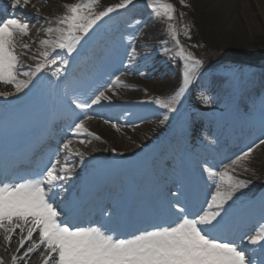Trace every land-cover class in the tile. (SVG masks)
<instances>
[{
    "label": "bare ground",
    "instance_id": "obj_1",
    "mask_svg": "<svg viewBox=\"0 0 264 264\" xmlns=\"http://www.w3.org/2000/svg\"><path fill=\"white\" fill-rule=\"evenodd\" d=\"M12 1L0 0V6L10 5ZM163 1H166L165 4H171L175 10L171 21L164 15L156 16L152 8L148 6V3H143V0H133V3L127 5V7L110 13L108 15L111 16L109 20H105L106 16L97 20L94 26L97 25L98 28L93 32L91 31L84 39H81L80 44L76 46V51L72 54L67 53L73 60L79 57L83 59L79 64L75 62L72 69L66 72L68 77L65 78L62 86L73 82V80H82L85 83L81 91L74 93L77 90L76 88L71 92L73 94L67 96L68 99H65V101L72 103L68 107L72 108L74 106V100L87 101L99 91H103L108 99L96 104L92 111L82 110V112H78V110L72 108V111H74L73 116L61 123L63 125V134L68 135L70 130L75 127V124L82 120L84 128L92 135L85 136L86 141L83 140L84 143H81V141H78L80 139L78 136L81 133H75L73 140L76 144L79 145L81 143L85 152L90 157L96 158L100 163L125 162L123 166L124 174L116 179L114 175L110 182L111 188H118L125 182H133L126 172V167L136 165L133 159L141 153L142 148L152 147L154 143L163 138V129L171 125L174 117L179 120L178 126L165 136L159 147L153 152L150 159L154 162H157V160L160 162L174 161L175 156L167 149L168 146L179 145L184 140L192 139L194 136H202L203 131L198 127L204 123L202 114L210 113V107L213 104L220 105L223 109L222 113H227L236 118L233 126L237 130L244 131V129L248 128L253 130L248 137H239L231 143L228 135H225L221 130L222 122L215 123L212 126L211 135L207 139L216 148L207 152L202 161H200L199 167L202 169L208 163L212 165L210 160H215L217 164L221 165L222 168L214 167V169L217 168L218 172L211 181L214 187L222 185L221 190L227 186V178L223 182L221 181V174L225 172L236 181L246 182V187L239 188L234 193V203L229 201V204L242 203L249 198L251 199L253 195L258 194L260 186H257V184L264 185V144L261 143V140H264V128H255L264 122L258 120L255 123L247 118L237 121L238 118H244L245 116V114L240 113L242 110L252 108L251 99L241 97L234 99L232 102H226L220 99L219 96L207 99L203 95L199 112L196 114L195 110L190 109V113L194 112L195 115L189 118L182 113L183 96H181L179 103L176 105L177 110L171 112V116L168 115L169 112L166 109L160 108L155 101L158 98L166 100L175 95L180 88L179 79L183 77L184 72L185 61L179 54L180 47L172 39L169 25L172 26V29H175L174 24H176L183 31L187 37L186 39L201 47L205 52L208 51V53L226 50L237 54L248 50L251 53L264 54V28L262 27L264 26L262 25L264 15L260 13V8L264 9V0ZM88 2L89 0H28L25 5L23 0H21V4L17 5L15 9L0 10V21L14 18L21 22H27L29 28L33 24L35 27L46 26L49 29H53L50 34L49 31L44 33L43 30L37 32L44 33L49 40H52L53 37L59 35L54 30L59 27H66V25L43 19L32 12L61 18L70 15L69 6L87 4ZM121 3H123V0H95L91 11L93 15H99V13L106 11L108 7L115 8ZM257 5L262 6L258 8ZM138 16L146 18L151 34L143 33L135 38L131 45L129 43H121V47L112 46L111 51H108L104 47L108 43V38H110L104 31L107 23L113 20H130ZM253 23L261 26L260 29L257 26L259 31H253L251 27L249 30V26ZM35 29L28 31V35L25 38L35 46L33 52H37V50L44 51L45 46L39 40H36ZM146 38L155 40L157 44L147 45ZM15 45L16 49L31 51V48L27 47L26 49L20 40L15 39ZM155 52L159 53V56H154L153 53ZM207 59H210V57H196L200 64L204 60L207 61ZM33 61L35 60H30L29 63L34 64ZM247 62L250 63V61ZM208 70L206 69L203 74L208 73ZM23 72L27 71L17 70L16 77L25 76L22 74ZM117 75L119 76V81L112 84V78ZM223 82L226 83L225 80ZM14 87H16L14 84L0 82V91ZM205 87H216L220 95H224L228 90L226 84H223L219 78L210 77L199 79L194 86L193 93L198 94L199 90ZM241 87L248 89L252 87L254 94L256 91L264 89V71L246 75V78H243L241 82ZM91 95L93 96L90 97ZM23 98H25V95L12 97L8 101L3 100H5V103H12ZM205 99H207V103L204 102ZM165 115L168 116L167 120L164 119ZM185 119L190 120V128L181 125V120ZM190 131L192 134H188ZM63 139L64 136H61L59 142H62ZM74 141L69 143L70 149H73ZM90 144L95 146V148H91ZM249 149H251V154L245 156L244 154ZM38 154L41 155V159L44 160L45 164H51L52 156L60 153L57 151L48 153V150L44 152L40 150ZM62 159L70 163H75L76 161L73 162L71 158L68 159L64 155H62ZM180 171L181 169L179 168L176 173L164 172L163 177L167 176L175 183L180 182ZM210 173L211 171L208 173L205 170L204 174L199 176V184H205ZM145 174H147V171ZM85 182L77 183L84 184ZM161 184L163 191L167 193L166 189L168 186H165L164 182H161ZM70 186L73 187V185ZM211 195L213 193L210 194L208 189L202 198L196 202L194 212H199L202 207H205L206 201H210ZM261 198L264 201V193ZM108 203L110 202L104 203V208H106ZM92 207L93 203L91 202L79 214L75 221L77 222L80 217L82 220L78 225L89 215ZM225 207L227 208L228 205H225ZM59 209L66 210L64 208ZM253 210L257 211L254 212ZM259 210L260 208L255 205L252 207L248 216L249 226L245 228H239V224L237 228H232V222L227 221L224 227L229 225V228L225 234L238 233L239 235L240 233H245L246 242L247 235L256 234L264 226L261 224L264 212H258ZM252 225H258V229L251 233L249 231ZM36 233H39L38 229L33 233V237ZM20 234V229H17L15 238L7 242L4 239L5 233L1 229L0 249L3 247L9 252H13L15 246H19L16 244L21 238ZM23 235H27V231ZM33 242L38 243L39 241H34V238H32L31 241H26L25 245L28 243L29 246L27 245V247H30ZM41 248L43 249L42 245L39 249ZM39 249L30 253L27 257L18 255L20 258L22 257L20 264H45L44 256L47 255L45 252L40 257H35L32 260L28 259ZM255 250L261 253L259 247H255ZM257 256L258 254L253 257ZM49 264H52V262L50 261Z\"/></svg>",
    "mask_w": 264,
    "mask_h": 264
},
{
    "label": "snow or ice",
    "instance_id": "obj_2",
    "mask_svg": "<svg viewBox=\"0 0 264 264\" xmlns=\"http://www.w3.org/2000/svg\"><path fill=\"white\" fill-rule=\"evenodd\" d=\"M23 3L26 5L28 0H23ZM94 3L95 0H89L87 4L69 6L70 15L59 21L66 27L54 30L59 33L56 39L41 41L45 46V50L40 53L42 62L37 64L35 72L22 74L35 75L45 67L56 64L55 57H49L57 49L72 54L81 42L80 33L87 35L97 20L127 7L133 0H123V3L115 8L108 7L99 15H93L91 11ZM20 4L21 0H13L12 7L15 9ZM148 6L156 16L164 15L169 21L173 19L172 5L149 0ZM169 27L172 39L179 46L175 29H172L171 25ZM28 28L27 22L18 19L0 21V82L14 84L17 92L26 88L28 83L16 80L18 57L15 54V37L27 36ZM48 31L50 34L53 29ZM24 47L27 49L28 45ZM179 54L185 61L181 87L172 97L166 100L158 98L155 101L169 113L177 110L176 105L200 65L199 60H194L190 55L185 56L182 47ZM53 75L57 73L53 72ZM107 99L104 92L99 91L90 101L74 100L73 103L78 109H86ZM204 102L207 103V99ZM164 119L167 120L168 116L165 115ZM75 131H87L82 120L75 124ZM261 143L264 144V140H261ZM63 147L68 149L69 143H65ZM250 154L251 149L244 155ZM57 164L59 161L47 167L43 175L21 182H6L0 179V229L5 233V240L10 242L16 229H20L19 244L20 248H23L26 241L32 240L33 233L37 229L39 231V242H33L27 248L23 253L25 257L41 245L47 253L44 256L45 264L50 261L52 264H251L247 254L248 248L243 246L245 243L253 248L259 247L264 254V226L256 234L247 235L246 242L245 233L237 235L223 232L227 218L231 215L232 204H229V201H233L237 189L247 186L246 182L234 180L227 172L221 174L222 182L227 178V186L221 190L222 185H218L215 194L211 195L210 201H206V206L199 212L189 211L186 203H182L186 201L185 193L177 190L179 195L168 201L169 221L166 226L157 225L152 230H140L131 238H119L110 234L115 232L112 219L114 213L109 212L108 216H105L107 209L101 210L100 220L96 222L99 226L73 228L65 219H61L62 216L66 217V212L54 206V200L56 197H61L62 201L67 200V197L63 196L65 190L59 181L68 178V169L61 167L58 172ZM64 207L71 210L67 203ZM261 224L264 225V217L261 218ZM25 231L27 235H23ZM19 250L18 248L17 252ZM12 259L13 264H16L17 257L13 256Z\"/></svg>",
    "mask_w": 264,
    "mask_h": 264
},
{
    "label": "rangeland",
    "instance_id": "obj_3",
    "mask_svg": "<svg viewBox=\"0 0 264 264\" xmlns=\"http://www.w3.org/2000/svg\"><path fill=\"white\" fill-rule=\"evenodd\" d=\"M165 2L166 1H163V0L159 1V3H161V4H165ZM143 3H149V0H143ZM257 6H258V8H260V6H262V5H257ZM161 11H163V10H161ZM32 13L36 14L38 16L41 15L43 17V19L44 18L48 19V17L46 15H44V14L42 15L39 12H32ZM260 13L262 15H264V9L263 8H260ZM110 18H111V16H106L105 20H109ZM53 20H56V19H53ZM58 21H60V20H58ZM262 25H264V21H263ZM32 26H34V24ZM257 26H259L258 28L260 29V27H261L260 25H258V24L254 25V23H253L251 26H249V30L251 27L253 31H259ZM174 27H175L177 39L179 40V47L183 48L185 56L190 55L194 60H196V57H201V58H205L208 56L210 57V59H207V61L204 60V62L202 64H200V66L196 69V72L192 76V81H191L190 85L187 87L186 91L182 94V96L184 97V102L182 103V110H183L184 114H186L187 116L188 115H194L193 113L190 114V109H193V108L196 111V113L199 112V109H200V107L202 105V101H203L201 98L202 94L203 95L206 94L205 98H207L209 96H215V94L217 92L216 87H211L209 89H207V88L202 89L201 88L199 90L200 92L198 94H195V92L193 93V89H194L196 81H198L201 78H210V77L219 78L223 84H226L228 90L223 95L224 100L226 102H230L232 99H238L241 97L242 98H250L251 102L254 105V108L251 110V112H252L251 114L252 115L257 114V116H259V114L264 112V101L262 99L264 97V89H262L260 91H256L254 94L252 87L249 89L246 87H243V88L241 87V82H242L243 78H246V75L253 74V73H256L258 71H264V54H262V53L260 54L258 52L251 53L248 50L244 51V52L237 53V54L232 53L230 51H226V50H220V51H217L215 53H208V51L205 52L203 49H201V47L194 45L188 39H186L187 37L184 35L183 31L180 30L176 24H174ZM262 27L264 28V26H262ZM38 28H40L39 31L43 30L44 33L48 32V30H49V28H47L46 26H44V27L39 26L35 30H37ZM96 28H97L96 26H93L89 30L88 34L91 31L93 32L94 29H96ZM105 31L110 36V39L107 40L108 43L105 45V47H109L110 49L112 48L111 44H115L116 47H119L122 45V44H120V42L121 43L122 42H124V43L133 42L134 36H138V35L143 34V33L151 34L150 33L151 30H150L149 25L147 24V20L143 16L133 17L130 20L122 19V20H118V21L117 20L116 21L115 20L110 21L107 23ZM44 33L43 34L39 33L38 38L41 41L49 40L48 38H46ZM88 34L84 35L83 33H80L79 35L81 37H83V39H84L85 37L88 36ZM56 38L57 37L55 36L54 39H56ZM15 39L20 40L24 45H28V47L31 49H33L35 47L25 38V36L17 35L15 37ZM146 42L148 43V45H150V43L157 44V42L151 38L150 39L146 38ZM23 51H26V50H23ZM59 51H61V50H59ZM59 51H57V52H59ZM41 52H43V51H40V53ZM40 53H37L38 55H34V54H28L26 52H22V54H26L28 56H35L37 60H40V62H42L43 57L40 55ZM155 55H159V54H155ZM247 61H250V63ZM71 63H72V61H70V58L67 54L62 55L59 58V60L56 61V66L51 71V73L47 72V74H49L50 76H46V77L58 76V78H64V73L68 70L67 67H69ZM34 66H37V63H35ZM206 69H209L208 70L209 72L203 74V72ZM33 71L34 70H30V73H32ZM53 72H56L57 75H53ZM202 75H204V76H202ZM16 80L20 81L19 78H17ZM21 80H23V79H21ZM116 80H117V78L114 79V81H116ZM223 80H225L226 83H224ZM26 82H29V80L26 79ZM182 82H183V77H181L179 79L180 87L182 85ZM49 88L50 87H44L43 90L48 91ZM7 91L9 92L10 90H7ZM7 91H3V92H7ZM249 92H250V94H249ZM210 109H211V111L214 109V111L212 113H209L206 116V119H208L209 122H213V120H215L217 118L215 113L219 112L220 108L217 107V105H212L210 107ZM257 118H261V117L259 116ZM176 120L177 119H175L174 121H176ZM174 125H176V122L173 124V126ZM61 131H62L61 129H57L54 136H52V138H51V145H53V146L55 145L57 148L56 150L66 154V156H68V157L75 158L80 164L81 163L82 164L89 163L92 166L93 170H96L99 173L101 171H104L102 173L105 174L106 178H109L110 175L112 174V172H114V171H116V173H120L119 169L122 166L120 163H114V164L103 163V164H101V163H98L96 160H94L90 157H85V156L83 157L82 154H83V152L85 153V149L82 146H80V144L79 145H77V144L73 145L75 151L69 150V149H64L63 144H65L67 142V140L66 141L64 140V142L56 145V142L59 140L60 136L62 135ZM87 131L83 135L85 136L87 134L86 136H91L92 134L89 135V132H87ZM74 133H75V131H70V135L65 136L66 139H69L71 142V140H72L71 137L73 136ZM83 140L86 141V139H83ZM90 145H91V148H95V146H93L92 144H90ZM176 149L177 148L174 147L173 152L178 150V149L177 150ZM143 150L141 151V153L143 152ZM140 160H141V157L136 159L135 162H139ZM56 161H59V164H60V162L63 163L62 165H60V168L66 167L69 171V174L72 172V174H70V175L67 173L68 178L65 180L59 181V183L60 182L63 183L64 181H66L67 183L72 184V182L74 180H76L77 176L82 172L79 168L76 167V164L75 165L73 163L66 164V161L62 160L61 157H59V156H58V158H56L54 160V163H56ZM138 165H139V163H138ZM138 165L136 167L135 166L133 167L134 170H136V169L138 170ZM162 166H164L166 168H170V166L167 164H162ZM164 167H162L160 170H165ZM60 168H59V170H60ZM133 168H131L129 170L130 173H135L132 171ZM76 172H77V174H75ZM117 175L119 176V174H117ZM164 180L168 181L167 179H164ZM82 191H83V187L81 186V187H78L76 190H74L73 192H70V193H73V196H75L78 193L81 195ZM66 192H68V190H66ZM55 199L57 200L58 203H60L62 205H65V203L69 202V200H70V204L74 205L75 202L78 200V199L71 197V196L66 201H62L61 197H56ZM81 199H79V200H81ZM36 238H39V235L36 236ZM36 238L34 240H36ZM26 247L27 246H24L21 249V251L18 253V255H21L22 253H24V250ZM42 251L43 250H40L39 253H41ZM2 252L3 253L0 254V264H13V259H12L13 255L10 253H7L6 250H3ZM39 253H36L34 255V257H37L38 255H40ZM16 263H17V261H16Z\"/></svg>",
    "mask_w": 264,
    "mask_h": 264
}]
</instances>
